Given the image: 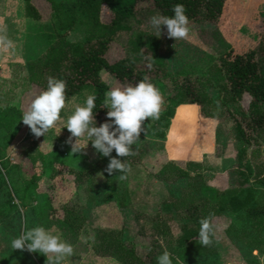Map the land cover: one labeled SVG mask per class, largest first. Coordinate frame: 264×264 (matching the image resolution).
<instances>
[{
  "label": "rangeland",
  "instance_id": "rangeland-1",
  "mask_svg": "<svg viewBox=\"0 0 264 264\" xmlns=\"http://www.w3.org/2000/svg\"><path fill=\"white\" fill-rule=\"evenodd\" d=\"M32 3L43 15L42 20L26 15L24 0H0V106H16L22 113L40 93L38 87L30 84L26 63L56 39L48 3L44 0ZM223 6L224 13L214 21L203 16L189 21L187 37L175 41L168 37L166 27H162L160 35L155 31L149 21L157 13L150 3L140 2L129 23L131 31L119 34L111 43L106 58L116 62L129 56L130 43L136 34H142L143 43L149 41L147 48L134 55V62L149 71V82L159 89V116L167 110L173 112L164 121L168 126L162 130L163 138L152 130L156 119L146 118L141 123L142 131L131 148L132 154L125 158L128 171L123 180L111 175L109 179L105 176L107 172L99 169L90 180L78 185L71 173L107 158L97 153L90 142L86 145L84 137L78 140L79 147H84L78 153L72 154L71 143H66L71 136L64 128L67 117L93 94L92 87H86L65 103L60 119L45 136L36 137L23 123L15 137L1 140L3 132H0L3 150L0 177L4 181L0 208L9 209L6 191L12 194V204L17 205V211H12L7 219L9 222L0 223V264H42L33 252H29L32 255L29 259L23 250L9 247V241L19 235L21 226L29 227L30 209L38 203L34 194L26 205L14 195L15 190L25 188V180L35 173L32 155L38 159L43 174L37 199L43 202L42 195L48 196L53 208L49 217L37 220L36 226L52 229L54 233L59 230L73 247L72 255L62 264H121L94 249L101 230H122L125 244L149 264L155 253L167 250L171 254L168 248L181 235V226L191 224L180 204L198 200L206 186L222 192L239 188L241 178L235 173L239 169L236 162L239 142L234 139L232 117L220 106L210 115L200 113L197 105H171L168 97L176 89L175 79L181 76L191 77L197 90L213 101L225 102L231 114L239 119L249 140L245 147L252 167L248 183L241 188V198L251 192V204L261 196L264 199V185L259 183L264 179V128L256 129L248 116L249 96L231 102L229 85L220 66V58L229 47L249 42L253 35L264 38V0H223ZM111 18L112 14L103 9L102 21L109 23ZM88 36L89 31L81 24L68 33V39L74 43H81ZM254 45L258 48V41ZM258 56L260 59L263 53ZM101 78L110 89L127 86L106 72ZM75 140L71 138L72 143ZM39 153L44 160L38 158ZM169 163L175 166L168 165L165 169ZM174 167L190 176L179 174ZM207 211L213 229L210 250L216 255L212 264H264V246L262 251L248 252L244 246L240 248L235 232L228 233L231 223L239 227L235 214L213 216ZM208 214L205 211L204 215ZM10 219L14 226H10ZM261 238L264 241V229ZM156 243L160 248L150 249Z\"/></svg>",
  "mask_w": 264,
  "mask_h": 264
},
{
  "label": "trees",
  "instance_id": "trees-1",
  "mask_svg": "<svg viewBox=\"0 0 264 264\" xmlns=\"http://www.w3.org/2000/svg\"><path fill=\"white\" fill-rule=\"evenodd\" d=\"M51 8L49 18L52 20L56 39L37 57L30 59L26 63L30 84L38 87L40 92L47 87L48 77L61 79L66 84L65 96L66 102L80 93L86 87H92L93 94L96 97L95 107L93 109L96 126L105 122L107 106L106 92L110 89L101 78L103 72L109 73L120 83L125 85H135L141 79L150 81L149 71L135 64V54H138L143 47L149 46V41L143 43L141 33L134 36L131 41L129 56H126L116 62H109L106 53L115 40L123 33L129 32L130 20L134 18L136 9L140 2L150 3L155 12L165 16H171L173 5L179 3L184 5L185 14L189 21L203 16L205 19L214 21L224 13L223 0H44ZM26 4V15L34 20H42L43 15L33 5L32 0H24ZM103 9H107L112 18L109 23H104L101 19ZM76 24H81L89 31L88 38L81 43H74L68 39V33L73 30ZM256 36V37H255ZM252 36V40L239 42L236 46H231L225 51L220 58V66L226 76L229 85V97L231 102L239 101L243 96H249L247 108L248 116L256 129L264 128V38ZM263 40V41H261ZM258 41V48L254 45ZM147 43V44H146ZM153 44V43H152ZM262 51L263 56L259 59ZM175 79L176 89L168 97V102L175 106L179 105H197L200 113L207 112L212 115L216 113L218 106L232 117L234 139L239 142L236 148V162L239 169L235 172L241 178L239 188L228 191H219L215 187L206 186L204 195L198 200L191 203L180 204L182 210L186 211L183 215L191 224L181 226V235L175 243H171L169 251L173 264H212L216 262L214 250H210V244L202 246L196 239L200 220L208 218V209L213 216H219L224 213H233L240 221L239 227L231 223L228 227V233L237 239L240 248L244 246L248 252L258 250L262 251L264 241L261 233L264 229V199H260L251 204L253 193L242 199L241 189L249 181L252 174V167L248 160L249 140L245 129L239 119L233 116L228 110L225 102L221 100L213 101L207 94L197 90L193 79L189 76H181ZM65 102V103H66ZM209 108V109H208ZM212 113V114H211ZM173 112L167 110L165 115H160L154 125L153 132L158 138H163V129L167 128L165 119L171 117ZM206 114V113H205ZM22 112L16 106H0V132H3L1 140L15 137L17 130L22 126L20 117ZM10 135V136H9ZM135 143V142H134ZM134 144L131 146V148ZM3 150L0 145V159ZM115 156V151L110 154ZM38 158L44 160L42 154ZM123 161V157H118ZM35 166L33 173L27 181L25 188L21 191L15 190L14 195L22 205H26L28 198L34 194L38 203L30 209V225L28 228L35 227L37 220L50 216L53 208L49 203L48 196L42 195L44 201L41 202L37 191L40 181L43 178L41 169L38 167V159L31 156ZM109 157L104 161L87 164V166L78 171L73 170L71 173L76 176V183L82 185V182L90 180L99 169H105ZM172 168L174 164L169 163L165 169ZM175 166V165H174ZM177 169L176 167H174ZM178 173L183 176H190L187 172L177 169ZM104 171V170H103ZM1 175V174H0ZM110 175L119 178L120 174L113 171L112 174L106 173L105 176L110 179ZM113 177V178H114ZM112 178V179H113ZM264 185V179L259 181ZM113 188V186H112ZM241 189V190H240ZM4 190V181L0 177V194ZM20 193V194H19ZM114 195H116L113 189ZM117 197V195H116ZM264 197V196H263ZM6 203L9 209L0 208V223H6L12 211H17V205L12 204V194L6 191ZM263 199V201H261ZM180 203V201H178ZM171 208V206H169ZM192 211V212H191ZM206 211L207 216L204 215ZM9 222V221H8ZM65 222H67L65 220ZM65 225H68L65 223ZM10 226L14 223L10 219ZM236 230V231H234ZM160 248L158 243L153 244L150 249ZM100 254L117 259L121 264H148L141 259L135 249L125 244L124 232L115 230L98 231V240L95 248ZM149 249V251H150ZM242 249V248H241ZM27 258L32 255L23 250ZM155 253L151 256L149 264H157V257L162 253ZM42 264H47L46 258L36 252H33ZM147 254H150L147 253ZM207 254L206 256H204ZM149 256V255H148ZM200 257V258H199ZM204 259L202 262L201 260ZM196 260V261H195ZM198 260V261H197ZM199 261L201 263H199Z\"/></svg>",
  "mask_w": 264,
  "mask_h": 264
},
{
  "label": "clouds",
  "instance_id": "clouds-1",
  "mask_svg": "<svg viewBox=\"0 0 264 264\" xmlns=\"http://www.w3.org/2000/svg\"><path fill=\"white\" fill-rule=\"evenodd\" d=\"M172 15L165 16L159 13L150 17V24L160 35L162 27H166L170 38H186L189 33V18L185 14L183 4L172 7ZM66 84L63 80L48 77L47 87L35 95L20 117L36 137L44 135L60 119V112L65 106ZM96 97L88 95L84 104L77 105L67 117L66 128L71 136L66 143H71V153L80 152L78 140L87 139L86 145L91 146L103 157H109L105 172L112 174L116 171L120 179L125 178L128 171L127 161L118 157H127L132 154L131 146L138 140L142 131L141 123L146 119H157L161 105V95L152 83L141 79L135 85L113 87L106 92L105 122L96 126L93 109ZM75 137L74 143L71 138ZM115 151V156L110 154ZM213 229L208 218L200 220V227L196 236L202 246L211 243ZM11 250H27L36 252L46 258L47 264H62L66 257L73 253V247L64 240L59 232L43 226L26 228L21 226L18 236L9 241ZM157 264H173L171 254L165 250L157 258Z\"/></svg>",
  "mask_w": 264,
  "mask_h": 264
}]
</instances>
